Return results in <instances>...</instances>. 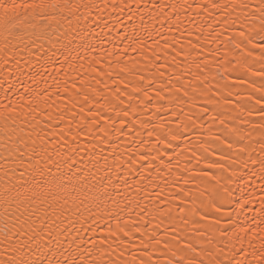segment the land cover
<instances>
[{
	"label": "snow or ice",
	"instance_id": "1",
	"mask_svg": "<svg viewBox=\"0 0 264 264\" xmlns=\"http://www.w3.org/2000/svg\"><path fill=\"white\" fill-rule=\"evenodd\" d=\"M105 11L123 50L100 49L79 72ZM229 30L243 55L224 62L244 72L220 84L219 49L205 48ZM129 49L152 76L128 80L138 61L126 59L123 89L86 82L112 78L104 59L121 65ZM245 85L247 118L229 123L217 96L231 104ZM162 109L174 119L154 121ZM210 112L219 134L208 128L188 158L205 167L177 172ZM0 264H264V0H0Z\"/></svg>",
	"mask_w": 264,
	"mask_h": 264
},
{
	"label": "bare ground",
	"instance_id": "2",
	"mask_svg": "<svg viewBox=\"0 0 264 264\" xmlns=\"http://www.w3.org/2000/svg\"><path fill=\"white\" fill-rule=\"evenodd\" d=\"M103 16L105 19L109 21V28L104 29V32L100 34V37H93V42L97 45V51L94 53H91L90 56L85 55V53L81 52L82 56H85V60L83 61H75L77 65V68L80 63L85 64V68H87V59H90L92 56L96 57V59H100L103 56V52L100 51V49H103L104 52H114V51H122L123 50V44L120 43L118 36L116 35V32L119 30L120 26L114 22L112 18H110L107 15V11L103 13ZM95 27V26H94ZM109 29L112 31L109 32ZM97 33L100 32L99 28L95 29ZM219 30V29H217ZM232 31L229 30L228 33H226L224 36L221 37L220 41H216L214 43H210L207 45L205 48V52H207L208 48H211L213 50L219 49V51L215 54V57H210V71L211 75L216 77V80L220 82V84L228 82V78L232 75L236 74V71H239L241 73L244 72V68L236 65L235 63L229 65L224 62V57L227 55V58L229 60L233 59V57L237 54L243 55L240 53L238 49H233L232 45L226 44L229 35H232ZM102 37V39H101ZM162 43V42H161ZM147 55V53H145ZM259 56V50L257 49L254 57L249 59V64L255 68L256 70H259L261 65L257 62L256 57ZM112 59V67H108L107 60ZM121 65H116L115 63V57H106L103 62V67L107 71H112L113 72V77H102V83L97 85L96 81L94 79H91V77L95 76V73H87L85 75V80L86 82L91 83L93 87L101 89L104 95H107L108 92L104 91L105 85L107 86V89L114 90L116 87H120L121 89L124 88V84L120 82V76H117L116 73L119 72V69L121 66H123L124 61L127 59L129 61L128 66L132 67L131 60L138 61L136 65V69L138 71V75L136 76H129L128 80L132 81L135 83L138 80L139 75H143L145 77H150L153 74V70L150 68V66L147 65V62L144 61L139 54V50L137 52H133L131 49L128 50L127 57H121ZM170 59V58H169ZM216 61H220L219 64L216 63ZM158 63H163V60L159 61ZM97 67H100V65H97ZM65 69L67 71L71 72V69L67 68V65H65ZM225 69H229L230 71H225ZM79 72H83L82 69L78 68ZM161 71L165 72V77L163 78L165 81L167 80L168 75L171 73L167 69H161ZM220 73H222L225 76V79L221 80L220 78ZM72 78L77 79V82L79 83V75L77 72H72L71 73ZM11 78V77H10ZM249 80H259L258 77L252 76L249 74L248 76ZM51 82V81H50ZM148 80H145V83H148ZM161 84V81L157 79L154 83V88H159ZM129 91L131 90L130 88L128 89ZM252 90L247 87V85L238 87V88H233V96L230 97L232 100L231 104H225L223 100V92L217 96V99L219 100L220 103V111L224 113L223 118L228 121L229 123L237 122L233 121L231 118L236 117L239 115L242 119L247 118V114L244 112H241V106L243 104L248 103L249 101L247 100V94L250 93ZM236 93H239V95H236ZM154 92H150V95H154ZM167 95V92L164 93ZM127 103V101H125ZM135 102V101H134ZM167 108V103L165 102V109ZM165 109H162L161 112L157 113L155 116L152 117V119L156 122H159L160 119H163L164 121L168 120H173L174 117L171 115V113ZM179 111V109H176ZM187 111V108L184 109ZM198 110V109H197ZM152 111H155V106H153ZM151 115V113H146L144 115V118L147 119L148 116ZM215 115V113H209L208 116L205 117L204 120V127L203 128H198L195 132H190V138H191V143L188 145H185L186 151L185 155L180 158V167L176 171L179 172L180 169H183L185 165L192 167L196 166L198 168H204L205 167V162L203 160L200 161L198 165H196V159L192 158V160L189 162L188 158L192 157V153L196 152L197 156H199V142H203L204 140H208L210 138V133L207 131L208 128L212 129V133L219 134L218 129L221 127L219 124V119L216 120L215 123H212L211 116ZM174 127V125H172ZM145 138H147L146 132H145ZM195 145L196 147H193ZM206 147L208 145H205ZM212 147H216V145H212ZM210 159H215L214 156L209 157ZM175 162V161H174ZM260 180L258 177L253 179L252 185L247 189V191H252L255 190V194L257 197H259L260 192ZM233 188L235 189V194L238 196L239 195V188L236 185H233ZM254 207L258 208L259 205L258 203L254 205ZM251 215V213H249ZM159 222V221H157ZM177 224H179V221H177ZM167 227V221H165V224L162 225L161 231H163V228Z\"/></svg>",
	"mask_w": 264,
	"mask_h": 264
}]
</instances>
